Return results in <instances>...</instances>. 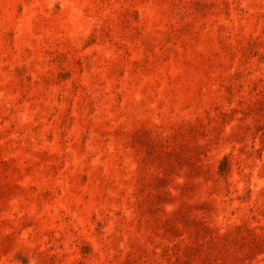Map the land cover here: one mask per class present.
Returning a JSON list of instances; mask_svg holds the SVG:
<instances>
[{
    "label": "rangeland",
    "instance_id": "obj_1",
    "mask_svg": "<svg viewBox=\"0 0 264 264\" xmlns=\"http://www.w3.org/2000/svg\"><path fill=\"white\" fill-rule=\"evenodd\" d=\"M0 264H264V0H0Z\"/></svg>",
    "mask_w": 264,
    "mask_h": 264
}]
</instances>
